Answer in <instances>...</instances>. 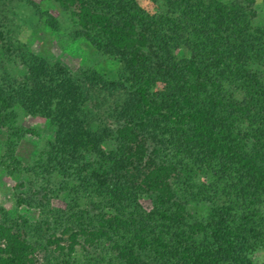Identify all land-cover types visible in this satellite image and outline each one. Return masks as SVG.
Here are the masks:
<instances>
[{
    "label": "trees",
    "instance_id": "obj_1",
    "mask_svg": "<svg viewBox=\"0 0 264 264\" xmlns=\"http://www.w3.org/2000/svg\"><path fill=\"white\" fill-rule=\"evenodd\" d=\"M57 1L120 72L74 75L27 51L24 74L0 73V164L29 175L18 202L36 212L0 219V264H40L49 245L58 253L48 264H264L253 259L264 249V22L255 0H161L158 13L138 0ZM84 84L123 90L111 124L88 119ZM17 105L56 125L31 164L19 139L36 130L16 124ZM193 199L210 203L204 218L188 209Z\"/></svg>",
    "mask_w": 264,
    "mask_h": 264
},
{
    "label": "rangeland",
    "instance_id": "obj_2",
    "mask_svg": "<svg viewBox=\"0 0 264 264\" xmlns=\"http://www.w3.org/2000/svg\"><path fill=\"white\" fill-rule=\"evenodd\" d=\"M148 10L158 13L161 11V0H138ZM255 19L264 22V4L262 0H255ZM0 20L10 41L12 51L4 52L0 49L1 74L11 77L21 76L26 72L21 52L33 51L45 57L49 62H60L74 75L83 74L85 69H94L102 73L107 79H115L119 72L118 61L109 54L98 51L92 43L79 33V25L71 9L63 8L57 0H0ZM257 65H261L259 62ZM88 88L84 104L85 114L92 121L95 128L100 125L111 124V112L117 100L124 96L120 88H95L91 84H84ZM16 124L34 128L25 131L19 139L18 154L26 164L33 163L39 151L45 146L46 140L53 138L56 125L47 117L26 112L20 105L16 106ZM5 135L0 134V150ZM30 177L27 173H8L0 164V219L19 215L36 217L33 208L18 202L19 196L30 191ZM21 182H24L22 185ZM61 202L52 199V202ZM146 207L151 206L147 194L141 196ZM187 207L196 218H204L210 208L206 200H189ZM49 245L38 250L40 264H48L49 258L57 251H52ZM256 263L264 260V249H257L253 253Z\"/></svg>",
    "mask_w": 264,
    "mask_h": 264
}]
</instances>
